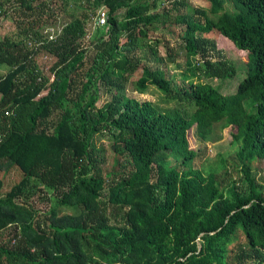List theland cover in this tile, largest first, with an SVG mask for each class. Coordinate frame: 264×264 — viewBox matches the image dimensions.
Listing matches in <instances>:
<instances>
[{
  "label": "trees",
  "instance_id": "1",
  "mask_svg": "<svg viewBox=\"0 0 264 264\" xmlns=\"http://www.w3.org/2000/svg\"><path fill=\"white\" fill-rule=\"evenodd\" d=\"M61 1L75 19L59 33L48 29L51 0H12L23 17L0 38V264H263L264 183L253 163L264 158V0ZM99 8L107 29L86 66L84 19L96 23ZM215 30L246 51L229 96L205 80L236 73ZM43 51L55 57L52 75L35 59ZM179 57L177 81L168 66ZM135 73L136 90L153 85L175 105L128 95ZM102 89L110 99L97 106ZM192 127L207 143L233 127L236 149L200 169ZM97 135L110 140L114 169ZM12 168L20 177L6 189Z\"/></svg>",
  "mask_w": 264,
  "mask_h": 264
},
{
  "label": "rangeland",
  "instance_id": "2",
  "mask_svg": "<svg viewBox=\"0 0 264 264\" xmlns=\"http://www.w3.org/2000/svg\"><path fill=\"white\" fill-rule=\"evenodd\" d=\"M0 0V38L5 34H10L12 32V28H14V20L17 19L18 13L17 11H13L11 8V1L12 0H4L1 5ZM54 4L55 8L57 10L55 11V15L57 16V21L53 23L51 27H49V32L51 33H59L63 26L70 22V20L75 19V16L73 15V12L71 11V8L63 9L62 8V1L61 0H51ZM191 6L193 7H203L206 6L205 0H188ZM51 4V3H50ZM167 4L166 0H158V7L157 9H162L165 7L164 5ZM6 8H9L7 11ZM106 12L105 8H99ZM98 9V10H99ZM6 10V12H5ZM48 10V9H47ZM51 10V9H50ZM47 15L50 13L49 11L46 12ZM89 19H84L85 25H84V32L83 35L80 37V42L83 46H88L90 51L86 55V66L87 63L91 62L92 56L94 54V51L91 47H93V40L100 36L105 34L107 25H99L97 22L95 23V16L96 14H91L90 12ZM124 14V11L122 12ZM23 15L18 16V19H21ZM176 28V27H175ZM179 30V26L177 27V31ZM53 34V36H54ZM214 37L217 39L218 47L222 51L224 57L231 60L234 63L236 73L231 78L226 79H220V78H213L209 77L205 80L212 82V84L215 87H218L219 90L222 92V94L229 96L234 94V92L237 89L238 83L243 79V77L246 75L247 72V65L245 64V55L246 51L237 49L232 41L225 37L222 34H219L216 30L212 33ZM166 38L169 39V41L173 44H176V41H179V36L177 32H167ZM228 40H227V39ZM159 51L160 53H165V47L163 45H159ZM36 61L40 65V67L43 68V70L52 75L50 72V66L53 64L55 57L52 56L50 53H47L46 51L40 52L38 55L35 56ZM179 59V66H168V69L170 72L174 73V78L179 81V73L184 65V60L182 58ZM6 71L5 66H0V72L4 73ZM138 76V73H135V75H132L131 79L127 83V94L133 97H137L140 100H151L163 107H172L175 105V102H165L163 101L161 91L157 89L155 86H151L148 92H139L135 89L134 86V79ZM110 95L107 94V92H104L103 89L101 90V94L99 99L96 102L97 106H100L104 101L109 100ZM219 131V130H218ZM221 135V139H218L216 142H202L197 139V137L194 134V127H192L187 134L188 141H189V147L198 151V155L194 158L193 163L194 166L203 169L204 167H207V164L214 161L216 158H218L220 153L229 154L233 150L236 149V145L232 144L233 140V133H236V129L233 127L227 128L223 130L222 132H219ZM96 143L98 146L103 147L106 149V162L104 164L105 170H111L115 168V163L113 162V155L111 150V142L109 139L102 137L100 135L96 136ZM253 169L256 175V179L258 182L264 183V158H262L259 162L253 163ZM235 171V170H234ZM21 171H19L16 168L10 169V171L6 172L5 174V186L6 189L8 186H10V183H12L14 180L18 179L20 177ZM0 175H3V172L0 170ZM236 177L242 176L241 183L244 185V188H248V180L245 177V174L243 172L239 173L238 171L235 173ZM248 191V189H247ZM37 200V206L40 208H43L45 205H48V203H39L42 202L41 198L39 196H35ZM264 264V262H263Z\"/></svg>",
  "mask_w": 264,
  "mask_h": 264
},
{
  "label": "built area",
  "instance_id": "3",
  "mask_svg": "<svg viewBox=\"0 0 264 264\" xmlns=\"http://www.w3.org/2000/svg\"><path fill=\"white\" fill-rule=\"evenodd\" d=\"M107 15L106 12L104 10H99L98 11V15H97V23L99 25H104L107 23ZM50 37H52V34L50 35Z\"/></svg>",
  "mask_w": 264,
  "mask_h": 264
}]
</instances>
